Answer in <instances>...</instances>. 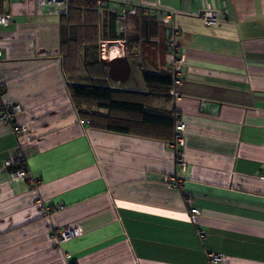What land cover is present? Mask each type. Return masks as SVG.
I'll return each instance as SVG.
<instances>
[{
    "label": "crops",
    "instance_id": "obj_1",
    "mask_svg": "<svg viewBox=\"0 0 264 264\" xmlns=\"http://www.w3.org/2000/svg\"><path fill=\"white\" fill-rule=\"evenodd\" d=\"M104 3L106 49H124V29L138 40L126 80L105 66V83L147 91L140 72L172 77L185 169L172 141L82 121L62 71L61 41L74 29L40 14L36 0H2L0 107L17 109L0 122V264H264V0H96ZM129 5L148 19L124 13L119 24ZM207 10L215 25L203 23ZM19 147L25 181L5 166ZM67 227L75 234L59 244Z\"/></svg>",
    "mask_w": 264,
    "mask_h": 264
},
{
    "label": "trees",
    "instance_id": "obj_2",
    "mask_svg": "<svg viewBox=\"0 0 264 264\" xmlns=\"http://www.w3.org/2000/svg\"><path fill=\"white\" fill-rule=\"evenodd\" d=\"M99 7L106 8V5L98 6L96 0H70L67 14L60 17L62 26L74 29L71 38L61 41V55L67 89L79 118L95 129L173 141L177 117L167 92L173 82L171 76L140 72L143 82L149 86L147 91L105 83L106 67L101 64L100 42L106 38L98 26ZM137 11L131 14L136 20L148 19V15L141 16ZM109 16L111 29L116 15ZM124 34L125 29L116 38L124 41V55L132 57L138 40L135 36L126 38ZM94 53L97 57L91 59ZM24 167L19 164L8 169Z\"/></svg>",
    "mask_w": 264,
    "mask_h": 264
},
{
    "label": "built area",
    "instance_id": "obj_3",
    "mask_svg": "<svg viewBox=\"0 0 264 264\" xmlns=\"http://www.w3.org/2000/svg\"><path fill=\"white\" fill-rule=\"evenodd\" d=\"M37 3V11L40 14H43L44 10L48 12L49 14L63 16L67 14L70 0H36ZM138 9V6L136 5H129L127 8L123 7L122 14L118 16L119 24L122 25L123 19H124V13L128 14H134ZM139 13L141 15H145L148 13V9L145 7L139 8ZM167 17V16H166ZM201 19L203 20V23L205 25H215L217 23V15L214 11H203L200 15ZM10 19V15L8 12H1L0 13V25L6 24ZM176 34L177 31L175 29H171L168 34V39L166 41V47L169 54L174 56V52L177 49L176 45ZM108 42L105 40H102L100 42V58L101 59H111L113 57L119 56L123 52V44L119 46V48H113L111 50L106 49V45ZM181 59V58H180ZM176 82H179L177 80ZM17 107L15 106H8V105H2L0 107V122L4 124H8L11 122L13 118V114L16 112ZM183 130H184V123L177 119L175 126H174V133H173V141L171 142V147L175 153V159L177 164L183 169H185V160L183 157V153L180 150V147L183 144ZM14 132L17 136H21L26 134L27 129L24 126L21 125H15L14 126ZM22 164L24 165V159H23V153L22 149L19 147L15 150V152L5 161V166L13 167L16 165ZM10 176L13 180L16 181H25L29 178V173L27 172L26 168H15L10 170ZM171 180V179H169ZM171 185L174 188H178L181 185V180L174 181L172 179ZM60 207V206H58ZM47 211L49 210L46 208ZM191 213H196V208L190 209ZM75 234V229L72 227H67L64 230L60 231L58 236V243L65 242L69 239H71ZM209 259L211 262L216 263L222 260V256L220 254L210 253Z\"/></svg>",
    "mask_w": 264,
    "mask_h": 264
},
{
    "label": "water",
    "instance_id": "obj_4",
    "mask_svg": "<svg viewBox=\"0 0 264 264\" xmlns=\"http://www.w3.org/2000/svg\"><path fill=\"white\" fill-rule=\"evenodd\" d=\"M101 64L108 67V77L114 81L123 82L129 75L130 67L125 55L110 60L101 59Z\"/></svg>",
    "mask_w": 264,
    "mask_h": 264
},
{
    "label": "rangeland",
    "instance_id": "obj_5",
    "mask_svg": "<svg viewBox=\"0 0 264 264\" xmlns=\"http://www.w3.org/2000/svg\"><path fill=\"white\" fill-rule=\"evenodd\" d=\"M132 68L134 69V65H132ZM135 72V69L133 70ZM135 74V73H134ZM129 83L131 84V82L129 81Z\"/></svg>",
    "mask_w": 264,
    "mask_h": 264
}]
</instances>
